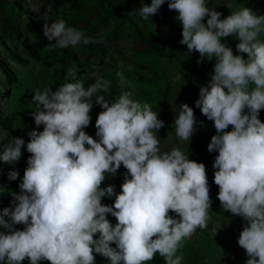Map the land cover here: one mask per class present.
Listing matches in <instances>:
<instances>
[{"label": "clouds", "instance_id": "1", "mask_svg": "<svg viewBox=\"0 0 264 264\" xmlns=\"http://www.w3.org/2000/svg\"><path fill=\"white\" fill-rule=\"evenodd\" d=\"M164 3L151 0L138 15L148 20ZM168 8L178 13L180 43L188 52L216 58L195 105L217 133L207 146L218 152L213 163L217 198L225 211L246 221L238 238L246 264H264V122L259 118L264 109V14L240 7L221 19L223 14L206 0H168ZM45 35L56 48L95 42L59 17ZM229 36L239 41L236 50L246 58L222 42ZM117 75L123 82L124 76ZM66 79L73 82L55 91L51 86L34 91L32 116L43 130L28 132L31 155L20 192L0 214L5 230L0 231V264L25 259L29 264H95L96 254L110 264H146L157 253L165 264H181L177 253L183 242L198 228H207L210 219L205 164L190 160L179 147L161 151L157 132L164 122L148 103L134 100L133 91L110 101L104 95L110 82L103 76L86 87L73 67ZM93 101L103 109L95 121L99 139L84 131ZM196 123L193 108L182 103L174 121L176 136L191 140ZM229 126L232 130L226 131ZM24 146L22 137L0 131V161L16 163ZM121 165L128 175L120 193L114 185L102 188L105 174L115 175ZM18 177L15 169L8 173L9 180ZM105 196H115L112 206L101 203ZM108 214L116 218L115 225Z\"/></svg>", "mask_w": 264, "mask_h": 264}, {"label": "trees", "instance_id": "2", "mask_svg": "<svg viewBox=\"0 0 264 264\" xmlns=\"http://www.w3.org/2000/svg\"><path fill=\"white\" fill-rule=\"evenodd\" d=\"M28 1L35 5L43 4L49 12L40 14L31 12L26 8ZM150 3L151 0H0V49L5 60L12 64H24L33 60L46 66L54 64L73 66L83 74L86 87L95 82L97 75L103 76L110 82L108 92L104 93L106 99L109 98L110 101L118 99L122 91H133L134 100L148 103L152 110L158 113V106L166 98L169 89L168 79L159 67L158 59L169 54L165 48L166 44L152 31L149 23H161L173 29L179 28L181 24L176 20L178 13L168 8V0H165L158 14L143 20L138 15L139 10L143 4ZM58 17L63 18L69 26L82 31L85 36L92 37L95 42L68 48L52 47L55 41H50L45 31ZM206 20L207 17L203 21L205 24ZM120 35L129 38L127 54L120 53L113 47L112 40ZM178 54L179 51H174L170 56L178 59L179 66L186 67L191 74L198 71L190 65L185 66ZM6 61L0 59V73L4 81L0 85V126L9 131L8 112L1 97L7 96L5 87L15 85L17 80ZM117 73L124 76L123 82ZM201 74L206 75L204 72ZM172 95L179 106L187 103L193 108L197 118L195 132L191 140L182 142L175 134L174 121L178 113L171 117H163L162 121L172 134L174 147H179L190 160L205 164L213 207L219 202L217 198L219 187L214 183L216 169L213 168L218 152H209L207 146L211 137L217 134L214 122L208 120L196 107L195 102L199 99V94L189 96L179 90H173ZM94 103L89 113L90 117H93L92 111L100 113L103 110L97 109ZM26 118L31 131L43 130L42 125L36 128L34 120L28 114ZM259 118L264 122V109L260 111ZM89 127L84 131L94 139H99ZM160 149L170 151L162 145ZM26 168L18 166L11 169L24 173ZM125 172L124 166L121 165L118 172L113 175L115 179L108 178L107 185H114ZM101 203L112 206L114 200L105 196ZM1 211L3 212V209ZM209 217L207 228L203 230L198 228L193 242L187 240L183 242L177 253L182 256L181 264H225L217 255V248L222 245H227L240 253L239 259L234 261L235 264H246L248 257L243 248L233 241L225 243L217 234L214 236L210 232L213 223H217L218 233L222 229H228L231 214L214 216L209 213ZM108 263L110 264L109 260L99 254L95 257V264ZM23 264H29V261L25 259Z\"/></svg>", "mask_w": 264, "mask_h": 264}, {"label": "rangeland", "instance_id": "3", "mask_svg": "<svg viewBox=\"0 0 264 264\" xmlns=\"http://www.w3.org/2000/svg\"><path fill=\"white\" fill-rule=\"evenodd\" d=\"M206 3L210 9L217 10L223 14L221 19L227 17L232 11H236L240 7H250L256 11L257 14H264V0H206ZM229 4L232 5L231 8L227 7ZM26 8L31 10V12L34 11L39 14L49 12L47 7L43 4L35 5L31 1L26 3ZM149 26L152 31L161 39V41L166 44L165 48L169 54L158 59V65L165 73L168 79L169 87L166 98L158 106V119L162 120L163 117H171L179 112L180 106L177 104L174 96L172 95L173 90H179L191 96L199 94L200 88L202 86L208 85L214 72L216 58H201L198 52L189 53L187 46L180 43V40L182 39V25L177 29L166 27L161 23H149ZM112 42L114 43L113 47L117 51L123 54L128 53L130 43L127 36L120 35L119 37L113 39ZM222 42L226 43L227 46L232 48L234 55H243L246 58L247 54H241L237 52L236 44L239 41L234 36L222 38ZM174 51H179L178 56L183 59L185 66L190 65L191 68H194L195 70L197 69L198 71H196L194 74H191L188 72L186 67L179 66L177 62L178 59L176 57L170 56V54H172ZM0 59L6 61L1 49ZM8 65L11 68L13 74L16 76L17 82L13 86L5 87L7 96L1 97L2 101L5 103V109L8 112L7 121L9 124V131L5 130L1 126L0 131L7 132L10 137H22L25 141V146L22 148L21 158L16 163L11 165L7 164L5 166V163L0 161V195H2L0 196V214H2V209L10 208L12 206L13 193L20 192L19 184L22 182V177L24 174L23 172H19V177L16 180H9L8 173L12 170V167L28 166L27 160L31 154L27 152L26 144L29 142L28 132H30L31 129L27 121L26 114H28L34 120V117L32 116V112L35 111V103L33 102V96L35 95L34 91L36 89L43 90L47 86H51L53 91H55L61 84L73 82L71 79H66L68 69L73 68V66L67 64H54L52 66H46L39 61L30 60L24 64H12L11 62H8ZM101 66L104 65L101 64ZM76 71L78 78H83V74L77 69ZM202 72H204L206 75H202ZM3 82V77L0 73V85H2ZM94 105L97 107V109L101 108V106L98 104L94 103ZM92 112V122H90V127H88L92 133H96L97 129L95 127V121L99 113L97 111ZM231 130L232 126H229L226 131ZM157 135L158 139L160 140V145L170 150L174 147L172 134L165 124L164 127L157 132ZM0 152H2V148H0ZM125 171V175L120 177L119 180L114 184V190L117 194L120 193L121 185L124 182L125 177L128 175L127 169H125ZM108 178L111 180L115 179L113 175L105 174V180L101 185L102 188L108 186ZM112 198L115 201V196ZM209 213L214 216L231 214L230 212L223 209L220 201L210 208ZM169 215L175 217L176 214L170 212ZM107 219H109L113 225L117 223L116 218L111 216V214L107 215ZM245 224L246 221L243 220L242 217L233 216L231 214L228 229H222L218 233L217 223H213L210 227V232L214 236L217 234V237L225 243L228 241H233L238 244L240 232L243 230ZM15 227L17 229L23 230L25 226L16 225ZM0 231L5 230L0 228ZM194 235L195 233L186 240L193 242ZM94 238H98V234ZM111 246L115 247V244ZM97 255L98 254H96V256ZM217 255L220 259L224 260L225 264H235V259L237 260L240 257V253L237 250L227 245L219 246L217 248ZM39 264H50V262L45 260L39 262ZM146 264H165V261L164 258L157 253L154 259L152 261L146 262Z\"/></svg>", "mask_w": 264, "mask_h": 264}]
</instances>
